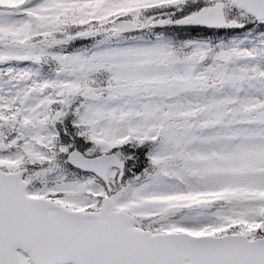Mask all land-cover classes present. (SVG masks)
Instances as JSON below:
<instances>
[{"label":"snow or ice","instance_id":"1","mask_svg":"<svg viewBox=\"0 0 264 264\" xmlns=\"http://www.w3.org/2000/svg\"><path fill=\"white\" fill-rule=\"evenodd\" d=\"M0 264H264V0H0Z\"/></svg>","mask_w":264,"mask_h":264}]
</instances>
